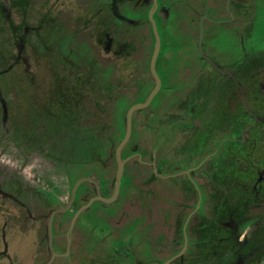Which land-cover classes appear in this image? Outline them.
Masks as SVG:
<instances>
[{"label": "flooded vegetation", "instance_id": "af4514ba", "mask_svg": "<svg viewBox=\"0 0 264 264\" xmlns=\"http://www.w3.org/2000/svg\"><path fill=\"white\" fill-rule=\"evenodd\" d=\"M255 2L0 0V20L11 34L8 41L0 31V80L23 68L35 87L34 46L60 24L82 30L95 49L79 63L59 49L52 52L44 41L38 44L55 53V69L48 96L29 102L38 99L40 114L33 120L23 117L28 102L15 88L0 85V264H264V24L252 47ZM29 3L42 5L39 20L31 24L24 23ZM174 4L194 5L190 21L199 26L192 40L200 63L166 64L163 78L157 16L170 21ZM226 9L229 16L219 17ZM65 10H76L79 17L65 19ZM102 16L124 27L96 29L93 22ZM233 24L239 25L234 27L239 57L220 63L210 45L213 32ZM143 26L147 34L140 31ZM158 37L159 89L132 112L120 151L119 190L105 202L97 197L115 193L117 150L128 133V113L157 88L152 59ZM138 46L146 52L143 75ZM102 64L111 67L109 79ZM146 83L151 88L146 90ZM162 90L165 96L180 92L179 104L174 111L166 105L146 113ZM94 116L101 120L96 126ZM93 141H102V157L92 156ZM72 152L84 155L86 166L94 161L98 166L60 186L41 165L51 161L65 173L75 163ZM128 164L143 165L133 208L109 209L121 198ZM28 166L46 177L44 184L30 178ZM96 204L105 209L93 217Z\"/></svg>", "mask_w": 264, "mask_h": 264}, {"label": "rangeland", "instance_id": "374dc122", "mask_svg": "<svg viewBox=\"0 0 264 264\" xmlns=\"http://www.w3.org/2000/svg\"><path fill=\"white\" fill-rule=\"evenodd\" d=\"M264 0H256L254 6L252 7L251 15L254 17L255 23V37L254 40L252 39V47H257L259 42L256 41L255 38L261 39L260 34L262 32L263 24H264ZM35 5V6H34ZM92 5V4H90ZM95 5V4H94ZM99 5V4H98ZM187 5V6H186ZM224 4H220L219 8L221 11ZM26 7V19H24V23L31 24L33 21L39 20V14H38V7H41L42 5L36 3L32 4H25ZM96 6V5H95ZM193 4H174L173 8L171 7L172 11V19L170 21H164L162 19L161 14L157 16L158 23H159V33L161 35V38L163 40V48L160 55V58L158 60V71L160 72L161 76L165 78L164 72L166 71V64L171 65V67H174L178 64L183 65H196L198 60V54L195 50V39L192 40L193 35L195 32H199V26L196 24L191 23L190 19H193L192 17H195V13L192 11ZM92 10H94V7L92 6ZM64 18L71 20L72 18L79 17V12L76 10L74 12H70L68 10H65ZM228 17L229 13L227 12V9L225 10V13H222L219 17ZM111 20L114 24L111 23ZM97 22H93V25H95L96 29H98L99 24L101 26H106L108 29L113 30H120V27H124L123 24L119 22V20L112 19L107 16H102V20L98 18ZM107 21V24L105 22ZM2 20H0V31L3 30L5 33V36L7 40L9 41L11 34L9 32V29L4 28L5 25L2 24ZM239 25H221L215 28V31L213 32L216 36L215 41L211 40L212 42L210 45L213 49V54L217 58V60L220 63H223L224 61H228L230 59L237 58L239 56L235 55V50L237 47L240 46V40L239 37L234 32V27ZM140 31L145 32V34L148 33V27L143 26ZM213 28V27H209ZM81 33V34H80ZM83 31L80 29H72L70 25H57L56 27L49 29L46 31L45 36L42 41H40L38 44H43V41L45 44H48V46H51L50 49L52 52L54 50H60L64 52L65 54L72 56L74 59V62H85L86 59H91V55L89 52L94 53V45L92 41H90L89 36L82 35ZM10 34V35H9ZM112 34V33H111ZM113 37L116 39L117 36L115 34H112ZM118 39V38H117ZM192 40V41H191ZM38 44H35V53L37 59L33 60V63L37 64L34 67L35 75H36V81L37 84H35V87L32 85V81L30 80V77H26L24 75V69L19 68L11 73H9L6 77H2L3 81L0 80V85L3 88V90H6L7 87L13 86L15 88V92L17 91L19 93V97H23L24 101L28 104L25 105V114L23 111V117H29L33 120L34 117H37L40 113V108L35 103L40 98H44L48 96L49 89L51 87V76L50 72L55 69L54 67V56L55 53H48L43 51L42 47L38 46ZM167 44V46H166ZM237 46V47H236ZM145 55L146 52L144 51V48L142 46L137 47L136 56L138 57L139 64L141 65L142 75L146 74V70L144 68L145 63ZM86 58V59H85ZM99 69H103L105 71V77L106 79H109L111 74V67L107 66V64H102L99 66ZM176 72H174L175 75ZM172 73L170 72L169 78L173 79L171 77ZM176 76V75H175ZM53 77V76H52ZM180 77V76H179ZM181 80V79H180ZM184 80V79H183ZM195 84V83H194ZM151 88L150 83H146L145 87ZM181 93L178 92L176 95L172 96H165V93L163 90L160 92V94L155 98V100L152 102L151 106L145 110H151L153 107H158L159 110H164L166 105L168 107L166 108L169 110H173L177 104H179V98ZM175 97V99L173 98ZM34 98H38L36 102L33 104H30L29 102H32ZM128 101V98L125 95L124 103ZM51 103V102H50ZM48 103V104H50ZM49 107V106H48ZM116 107L119 111H121L124 107L123 104H117ZM27 109V110H26ZM174 111V110H173ZM142 112L143 115H145ZM147 113V112H146ZM25 115V116H24ZM19 120L24 121V118H18ZM101 120L97 118L96 116L92 117L91 124L93 126H96L95 124L100 122ZM24 125L21 124V127ZM137 136V133H136ZM102 137V136H101ZM139 137V136H138ZM135 138V137H134ZM103 141V137H102ZM102 141L98 144L96 141H93V148L94 151L92 153V156L96 158L102 157V153L105 151V148L102 145ZM98 146V147H97ZM97 147V148H96ZM101 147V148H100ZM50 156L53 155L51 152L49 154ZM70 156L75 161L71 168L66 172H59L58 168L54 166V164L50 163L49 161H46L43 165H41V170L43 172H47L49 177L52 180H55L57 184L62 186L63 184H67L68 181H73L77 177L90 173L91 167L96 168L98 165L94 161L93 165L86 166L85 164V156L82 155L79 152H72L70 153ZM52 159V158H51ZM79 161H83V164L81 165ZM101 165V163H100ZM102 166V165H101ZM70 167V166H69ZM143 165H139V167H136L134 165H127L126 168V180L123 183L122 191H121V198L120 200L113 205L109 209H132L133 205L135 203V180L136 178L141 177L142 168ZM28 172L30 178L36 180L38 183H43L46 180V177L42 174L36 172L35 169H33L31 166H28ZM97 173H100L97 169H95ZM146 171H144L145 173ZM143 173V174H144ZM56 184V185H57ZM58 186V185H57ZM59 187V186H58ZM66 200L67 197H64ZM56 203L52 201V205H55ZM105 208L101 205H94L92 213V216H100L104 212ZM167 209H173V207H167ZM131 219V218H130ZM130 220L126 221L128 224ZM108 224V223H106ZM130 225V223H129Z\"/></svg>", "mask_w": 264, "mask_h": 264}, {"label": "water", "instance_id": "95a60500", "mask_svg": "<svg viewBox=\"0 0 264 264\" xmlns=\"http://www.w3.org/2000/svg\"><path fill=\"white\" fill-rule=\"evenodd\" d=\"M158 51H159V37H158V44H157V48L155 50V53H154V56H153V59H152V72L155 76V78L157 79V88L154 90V92L151 94V96L149 97V99L147 100L146 103H140V104H137L135 106H133L131 108V110L129 111L128 113V133L126 135V138L124 139V141L122 142V144L118 147V150H117V160H118V170H117V175H116V190H115V193L114 195L109 198V199H106V198H103L101 194H99V196L97 198L101 199V200H105V202H110L112 200H114L117 196V193H118V190H119V186H120V183H121V178H122V175H123V172H124V161L121 159V156H120V151H121V148L122 146L126 143L128 137H129V133H130V127H131V116H132V112L135 110V109H139V108H142L144 106H146L150 100L152 99V97L154 96V94L157 92V90L159 89V77L155 71V61H156V57L158 55ZM83 179L79 180L75 186V189L76 187L80 184V182L82 181Z\"/></svg>", "mask_w": 264, "mask_h": 264}]
</instances>
